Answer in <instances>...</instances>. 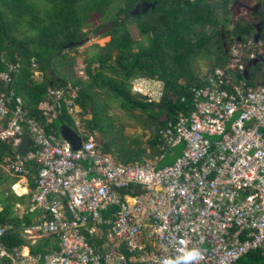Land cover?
<instances>
[{
    "label": "built area",
    "instance_id": "obj_1",
    "mask_svg": "<svg viewBox=\"0 0 264 264\" xmlns=\"http://www.w3.org/2000/svg\"><path fill=\"white\" fill-rule=\"evenodd\" d=\"M242 49L236 46L195 91L191 111H180L161 129V153L143 162L118 161L86 131L78 149L46 131L63 108L78 124L79 86L49 89L39 106L44 126L8 93L20 65L0 72V141H12L16 151L23 136L30 137L28 153L6 158V166L17 177L38 166L30 211L42 219L23 234L33 244L54 238L47 254L32 256L23 246L20 261L184 264V254L195 249L192 264H236L264 252V72L253 82L245 78L249 61L262 51L245 57ZM172 149L180 155L162 165ZM13 229L0 225V237Z\"/></svg>",
    "mask_w": 264,
    "mask_h": 264
},
{
    "label": "trees",
    "instance_id": "obj_2",
    "mask_svg": "<svg viewBox=\"0 0 264 264\" xmlns=\"http://www.w3.org/2000/svg\"><path fill=\"white\" fill-rule=\"evenodd\" d=\"M258 12L262 24V50L264 49V0ZM156 3L155 9L134 16L132 10L142 3ZM231 0H0V72H8L11 64H19L18 71L11 74L8 93L14 91L22 97L29 117L46 125V116L40 104L46 100L50 88H62L68 84L79 86L77 100L80 117L88 135L101 133V149L123 163L143 162L161 153V129L175 122L180 111L193 108L195 91L208 83V77L219 67H224L230 54L222 39V28L235 24L227 31V47L241 39H253L255 27L248 21H236L230 16ZM98 19L100 22H96ZM114 21L115 26L104 37L110 41L104 46L93 45L97 53L87 59L82 77L71 80L63 76L48 78L50 70H70L75 59L68 56L64 46L79 42L96 34L105 24ZM136 25L142 41L130 36L129 25ZM254 41V40H253ZM252 52V51H250ZM264 52V51H263ZM259 53V52H258ZM44 75L42 82L34 81V64ZM208 61V72L201 77L195 64ZM247 60V59H245ZM98 64L96 68H92ZM246 79L253 82L264 72V64L248 68ZM137 78L159 80L164 83L163 97L159 102L135 93L132 82ZM70 80V81H69ZM254 84V83H253ZM97 91L119 102L127 111L139 110L134 117H147L142 128L150 130L148 146L140 140L123 136L108 113V104L98 98ZM14 96V98H15ZM90 117V118H89ZM89 118V119H88ZM77 129L65 108L55 113L46 131L60 136L62 126ZM84 139L86 138L83 136ZM97 142L98 139L95 136ZM98 142V143H99ZM31 145V149H32ZM17 150L12 141H0V165L6 158H15ZM180 155L179 149L175 156ZM27 169L37 173L38 166L30 164ZM6 177L0 167V186ZM35 184L32 188L35 189ZM22 198L13 192L6 195L0 190V225H13L15 229L0 237V264H15L16 255L23 246H29L30 254H47L54 238L42 237L34 244L24 234L25 227L32 226L31 216L20 219L15 215V204ZM56 247V246H54ZM236 264H264V252L248 253Z\"/></svg>",
    "mask_w": 264,
    "mask_h": 264
},
{
    "label": "rangeland",
    "instance_id": "obj_3",
    "mask_svg": "<svg viewBox=\"0 0 264 264\" xmlns=\"http://www.w3.org/2000/svg\"><path fill=\"white\" fill-rule=\"evenodd\" d=\"M231 1L232 2H231L230 16L233 19L237 18L236 21H248V22H253L255 20V17H257V15L252 13L249 9L240 6L239 3H243L249 7H252L254 5H257V3H261L259 0H231ZM235 2H236V5L234 6ZM258 17H257V20H260V17L259 18ZM95 21L97 22L98 19H96ZM256 23H258V21H256ZM234 25L235 24L233 25L228 24L227 26L223 27L226 40L228 39V36H229L227 34V31H233ZM129 31H130L129 32L130 36L132 38L142 41L135 24L131 23L129 25ZM88 37H89L88 42H85L82 46L76 47V50H69L68 56L75 59L74 60L75 64L70 70L67 71V69H59V70H56L57 71L56 73H52L50 70H48L46 73V76L48 78L53 77L55 79L65 76L67 77V79L71 78V80L77 79L78 77H82V80L87 81V79L89 78H88V75L84 71L86 67V63H87L86 61L92 55L97 53V50L93 48V45L98 44L100 46H104L106 43L110 41V36H106V37L97 36L94 33H90ZM253 40H254V36H253V39H244V40L241 39L240 42L239 41L234 42L230 50H228L229 54L231 53V55H233L234 53H237L238 51L234 49L239 44L240 46L243 47L242 51H243V56L245 57H247L251 53L250 51H252L253 53L263 51L261 47L262 42L260 41L257 44ZM244 46H246V48ZM32 63L34 64L33 60H32ZM97 66L98 64L94 65L92 68L94 69ZM195 66H196V72H198L201 77H204V75L208 72L207 69L209 67V62L200 60V62L196 63ZM36 68H37V64H34V68H33L34 75L32 77L34 81L42 82L44 80V75ZM211 75L212 74H210L209 76ZM132 84H133L132 85L133 92H135L134 90L139 91V94L144 95V96H149L152 99H157L156 100L157 102H159L161 98L163 97L164 83L162 81H159L156 79L152 81H147V79L137 78L132 82ZM97 93H98V98L102 100L104 103L108 104V113L109 115L113 117L116 127L122 131V135L128 136L131 139L140 140L142 144H144L145 146H148L147 141L150 138L151 133H150V130L148 129L145 130L142 128V122L147 117H134L133 115H139L142 112H140L139 110L132 111V112L127 111L119 105V102L117 100L107 95H104L100 91H97ZM135 93H138V92H135ZM20 98L22 99L23 101L22 103L25 106L26 103L24 99L22 97ZM81 119L82 118L80 117V119L78 120V125L80 126V129L82 131H85L84 126L81 122ZM95 133H96L95 136L97 137L98 142L101 141V138H102L101 133L99 131H96ZM99 144L101 145L100 142ZM172 152L173 153L177 152V149H172L166 152L167 158L163 161L162 165L173 163L176 157L179 156V155L172 156L171 154ZM2 174L5 177H9V178L7 179L8 183L2 185L1 189L3 191L12 190V189H9L8 184L12 182L13 177L3 171H2ZM27 253H28V249H25L24 254H27ZM15 264H24V261H19ZM25 264H35V263L29 260Z\"/></svg>",
    "mask_w": 264,
    "mask_h": 264
},
{
    "label": "water",
    "instance_id": "obj_4",
    "mask_svg": "<svg viewBox=\"0 0 264 264\" xmlns=\"http://www.w3.org/2000/svg\"><path fill=\"white\" fill-rule=\"evenodd\" d=\"M239 4L240 6L245 7L249 10H252L253 12H256L258 8L260 7V3H257V5L253 8H250L249 6L243 3H239ZM235 5H236V2L234 6ZM155 7H156L155 2L153 3L145 2L140 5H137L135 9L132 10L131 14L134 16L146 14L149 10L155 9ZM114 26H115V22L111 21L105 24L100 30H98L96 35L102 36L106 34L107 32H109ZM256 29H257V32L254 35V42L258 44L262 36L261 23H258L256 25ZM222 39H223L224 47L226 49V53H228L227 40H226L224 31H222ZM240 40L241 38L239 37L238 41L240 42ZM88 41H89V38L83 41H79V42H71L68 45L64 46V49L68 50V49L76 48V47L82 46L85 42H88ZM258 63H264V56L262 54H259L257 57L251 59L248 63V68L258 65ZM247 73H248V69L245 70V75H247ZM60 134L65 140H67L72 145L74 149H78L81 146L82 138L74 129L64 125L60 129ZM29 145H30V137L28 134H25L22 138L21 144L17 147V153L19 155L27 154L29 151ZM68 216L71 217V213L69 211H68Z\"/></svg>",
    "mask_w": 264,
    "mask_h": 264
},
{
    "label": "crops",
    "instance_id": "obj_5",
    "mask_svg": "<svg viewBox=\"0 0 264 264\" xmlns=\"http://www.w3.org/2000/svg\"><path fill=\"white\" fill-rule=\"evenodd\" d=\"M74 123H75V127L77 128V129H74V130L79 134L82 130L80 129V126L77 124V122L74 121ZM84 129L86 131L85 127H84ZM86 133H87V131H86ZM0 167L2 168L3 172H6L7 174H9V175H11L13 177L12 182L10 184H8L9 185V189H12V190L3 191L1 189L2 185L8 183L7 179L9 177H6L5 178L6 180H4L2 182V184L0 186V190L3 191L6 195H8V193H10V192H13L15 195H17L18 197L22 198L21 202H18V203L15 204V209H14L15 210V215L18 216L20 219L24 218L26 215H30L31 216L32 225L38 223L42 219V215L39 212H31L30 211L32 195H33V192H34V189L32 188V185L35 184L34 180H33L34 174L31 173L30 170H28V174H26L24 176H21V177H17L15 175H13L8 170V167L6 165L1 164ZM17 184L20 185L21 188L26 189V192L23 193V194H19L15 190V186Z\"/></svg>",
    "mask_w": 264,
    "mask_h": 264
},
{
    "label": "clouds",
    "instance_id": "obj_6",
    "mask_svg": "<svg viewBox=\"0 0 264 264\" xmlns=\"http://www.w3.org/2000/svg\"><path fill=\"white\" fill-rule=\"evenodd\" d=\"M199 256V252L195 249L188 251L183 256L184 264H192L193 261H195Z\"/></svg>",
    "mask_w": 264,
    "mask_h": 264
},
{
    "label": "flooded vegetation",
    "instance_id": "obj_7",
    "mask_svg": "<svg viewBox=\"0 0 264 264\" xmlns=\"http://www.w3.org/2000/svg\"><path fill=\"white\" fill-rule=\"evenodd\" d=\"M256 5H254V6H252V7H250V8H253V7H255ZM261 9V3H260V7L258 8V10L256 11V12H253L252 10H250L252 13H254L255 15H257L258 14V12H259V10ZM257 17H258V15H257ZM257 17H255V20L253 21V22H251L252 23V25L255 27V31L257 32V29H256V25L258 24V23H261V27H262V24H263V22L261 21V20H257ZM259 18V17H258ZM256 21H258V23H256ZM222 31H223V28H222ZM261 40V39H260ZM262 55L264 56V52H262ZM264 64V63H263Z\"/></svg>",
    "mask_w": 264,
    "mask_h": 264
},
{
    "label": "bare ground",
    "instance_id": "obj_8",
    "mask_svg": "<svg viewBox=\"0 0 264 264\" xmlns=\"http://www.w3.org/2000/svg\"><path fill=\"white\" fill-rule=\"evenodd\" d=\"M15 190H16L19 194H23V193L26 192V189L21 188L20 185H18V184L15 186Z\"/></svg>",
    "mask_w": 264,
    "mask_h": 264
}]
</instances>
